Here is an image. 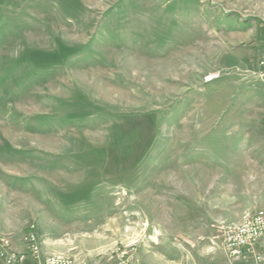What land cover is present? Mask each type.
I'll list each match as a JSON object with an SVG mask.
<instances>
[{
	"label": "rangeland",
	"instance_id": "1",
	"mask_svg": "<svg viewBox=\"0 0 264 264\" xmlns=\"http://www.w3.org/2000/svg\"><path fill=\"white\" fill-rule=\"evenodd\" d=\"M263 59L264 0H0V240L226 264L264 210Z\"/></svg>",
	"mask_w": 264,
	"mask_h": 264
},
{
	"label": "built area",
	"instance_id": "2",
	"mask_svg": "<svg viewBox=\"0 0 264 264\" xmlns=\"http://www.w3.org/2000/svg\"><path fill=\"white\" fill-rule=\"evenodd\" d=\"M264 66V59L260 62ZM263 79L264 74L260 75ZM222 247L225 251L226 264H241L251 260L254 264H264V210L260 209L245 213L241 221L222 227ZM27 250L13 251L8 239L0 240V262L2 264H22L28 257L40 260L38 241L32 233L24 238ZM262 248L263 251H259ZM43 264H71V260L62 256H49L44 258ZM116 264H143L132 261L126 250L120 252Z\"/></svg>",
	"mask_w": 264,
	"mask_h": 264
},
{
	"label": "crops",
	"instance_id": "3",
	"mask_svg": "<svg viewBox=\"0 0 264 264\" xmlns=\"http://www.w3.org/2000/svg\"><path fill=\"white\" fill-rule=\"evenodd\" d=\"M239 218H238V220H239ZM229 222H230L229 218H227V216L224 214L221 217L220 223L222 225H226L225 223H229ZM12 248H13V246H12ZM23 249H20V248L16 247V249H14V250H22V251H24ZM259 251H263V249L260 248ZM224 254H225V251H224ZM163 257L164 256L161 253H159V254H157V256L154 259H150V260L144 259V260H140V261L137 260V262L138 263H143V264H169V262H166V260H163ZM225 257H226V254H225ZM226 262H227V258H226ZM0 264H2V263L0 262ZM23 264H35V261L32 260L30 257H28L27 260ZM241 264H254V263L251 260H247L245 263H241Z\"/></svg>",
	"mask_w": 264,
	"mask_h": 264
}]
</instances>
